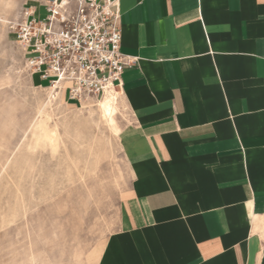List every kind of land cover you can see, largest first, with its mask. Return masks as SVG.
I'll list each match as a JSON object with an SVG mask.
<instances>
[{
	"label": "crops",
	"instance_id": "obj_1",
	"mask_svg": "<svg viewBox=\"0 0 264 264\" xmlns=\"http://www.w3.org/2000/svg\"><path fill=\"white\" fill-rule=\"evenodd\" d=\"M118 3L130 182L97 264H264V0Z\"/></svg>",
	"mask_w": 264,
	"mask_h": 264
},
{
	"label": "rangeland",
	"instance_id": "obj_2",
	"mask_svg": "<svg viewBox=\"0 0 264 264\" xmlns=\"http://www.w3.org/2000/svg\"><path fill=\"white\" fill-rule=\"evenodd\" d=\"M27 1L0 0V264H97L130 182V112L120 96L113 126L98 101L44 88L8 21Z\"/></svg>",
	"mask_w": 264,
	"mask_h": 264
},
{
	"label": "built area",
	"instance_id": "obj_3",
	"mask_svg": "<svg viewBox=\"0 0 264 264\" xmlns=\"http://www.w3.org/2000/svg\"><path fill=\"white\" fill-rule=\"evenodd\" d=\"M120 17L118 0H42L9 24L44 88L83 104L121 93L124 71L137 63L122 52Z\"/></svg>",
	"mask_w": 264,
	"mask_h": 264
},
{
	"label": "bare ground",
	"instance_id": "obj_4",
	"mask_svg": "<svg viewBox=\"0 0 264 264\" xmlns=\"http://www.w3.org/2000/svg\"><path fill=\"white\" fill-rule=\"evenodd\" d=\"M0 20L3 21V19H1V18H0ZM119 93L120 92L112 90V91L107 92V94L103 98L98 100V105H99L100 110L102 111L103 116H105L106 119L109 121V123H111L113 126L116 125V114H117V110H118V99L120 97ZM55 96L56 95H54V97ZM43 128L45 130V135L52 139L53 135L51 133L48 134L46 126ZM116 129H117V127H116Z\"/></svg>",
	"mask_w": 264,
	"mask_h": 264
}]
</instances>
